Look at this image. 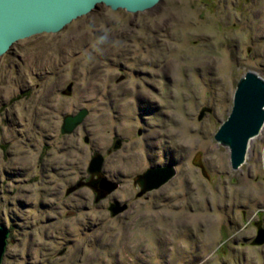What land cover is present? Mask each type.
Returning <instances> with one entry per match:
<instances>
[{
    "label": "rangeland",
    "instance_id": "obj_1",
    "mask_svg": "<svg viewBox=\"0 0 264 264\" xmlns=\"http://www.w3.org/2000/svg\"><path fill=\"white\" fill-rule=\"evenodd\" d=\"M247 71L264 78V0L101 4L16 42L0 56L1 264H264L250 239L264 232V125L237 169L214 137ZM80 109L90 123L63 136L62 112ZM115 132L116 182L98 197L88 166ZM165 166L173 178L139 197L134 175Z\"/></svg>",
    "mask_w": 264,
    "mask_h": 264
},
{
    "label": "water",
    "instance_id": "obj_2",
    "mask_svg": "<svg viewBox=\"0 0 264 264\" xmlns=\"http://www.w3.org/2000/svg\"><path fill=\"white\" fill-rule=\"evenodd\" d=\"M162 0H0V56L16 42L40 33H56L80 16L86 15L103 4L113 10L144 11L155 7ZM86 110L65 119L64 131H73L83 120ZM264 125V78L255 71H247L237 82L233 105L226 120L214 137L219 144L230 149V164L237 169L246 159L249 142ZM102 159L91 160L90 170H99ZM173 166L151 167L137 178L146 183L147 189L157 188L175 175ZM102 187L109 192V182ZM100 196V195H99ZM98 196V197H99ZM103 196V195H101ZM118 210L114 209V212ZM10 231L0 224V264L6 251ZM256 242H264V232L259 231Z\"/></svg>",
    "mask_w": 264,
    "mask_h": 264
},
{
    "label": "flooded vegetation",
    "instance_id": "obj_3",
    "mask_svg": "<svg viewBox=\"0 0 264 264\" xmlns=\"http://www.w3.org/2000/svg\"><path fill=\"white\" fill-rule=\"evenodd\" d=\"M147 75V74H146ZM147 76H149V73H148V75ZM122 78H124L123 76H121L120 77V79H122ZM120 79H118L117 81H119ZM72 85H73V82H69L68 83V85L64 88V89H62V93L63 94H65V95H67V93L69 92V91H71V87H72ZM151 86V85H150ZM67 96H69V97H71V95H67ZM111 94H109V93H107V95H105V96H103V97H106L107 99H108V101H110V100H112V98H111ZM115 97H117V96H115ZM119 97V96H118ZM117 97V98H118ZM135 97V99L136 100H141V101H143L144 100V98H146L145 96H143V95H141V94H137V95H135L134 96ZM83 109H80V111H82ZM79 111V112H80ZM64 113V114H63ZM76 114H78V112H73V113H71L70 111H67V112H62V123L60 124V131H61V134L63 135V136H65V135H67L63 130H64V127H65V119L67 118V117H69V116H73V115H76ZM88 111H86V115H85V118L79 123V126H82V127H85L86 126V124H88V123H90V122H87V118H88ZM54 121H56V119H54ZM115 127V126H114ZM53 129L55 128V127H52ZM76 128V127H75ZM115 129V128H114ZM73 132H74V130H73ZM139 135L140 134H142V130H140L139 129V133H138ZM52 135L53 136H55L56 135V133H52ZM122 142H123V140H122V138H120L119 137V135H117V133L115 132L114 134H113V140H112V143H111V145L110 146H106V148H105V151H103V153L102 152H99V151H94L93 153H92V157H91V159H90V163H91V160L93 159V158H95V157H97V156H101V159H102V162H101V165H100V168H99V170H93V171H91L90 170V164H89V166H88V175H87V177H88V183H89V185L93 188V191H94V193H95V196H99V195H104V193H106L107 191L106 190H104L103 189V187H102V183H103V181H107V182H109L110 180L111 181H115L114 179H112L113 177H112V174L110 173V170H109V166H110V164H113L114 163V158H113V160H112V158H111V156L113 155L112 153H113V151H115V150H119V149H121V148H123L124 147V145H122ZM112 154V155H111ZM121 161H122V159H121ZM147 171V168L144 170V171H142V172H139V173H137L136 175H134V179H133V183H135V185H136V187L138 188V196L139 197H141V196H143V195H146L149 191V189H147V187H146V183H144L143 185H140L139 183H137V178H140L142 175H144L145 174V172ZM119 173V172H118ZM111 174V175H110ZM123 175V174H122ZM114 176V175H113ZM115 177V176H114ZM116 182V181H115ZM117 185V184H116ZM110 195V193L109 194H107L106 195V197L105 198H107L108 196ZM104 198V199H105ZM111 203H110V206H109V208L112 210V211H114V209L115 210H120V205H117V203L119 202H117L116 200H114L113 198L111 199V201H110ZM119 204H121V206H122V208L123 209H125L126 207H127V202H125V201H122V202H120ZM118 212V211H117ZM116 213V212H115ZM257 238H258V235L256 236V237H251L250 239L254 242V241H256L257 240Z\"/></svg>",
    "mask_w": 264,
    "mask_h": 264
},
{
    "label": "bare ground",
    "instance_id": "obj_4",
    "mask_svg": "<svg viewBox=\"0 0 264 264\" xmlns=\"http://www.w3.org/2000/svg\"><path fill=\"white\" fill-rule=\"evenodd\" d=\"M232 225V224H231ZM240 244V243H239ZM237 255V254H236Z\"/></svg>",
    "mask_w": 264,
    "mask_h": 264
}]
</instances>
